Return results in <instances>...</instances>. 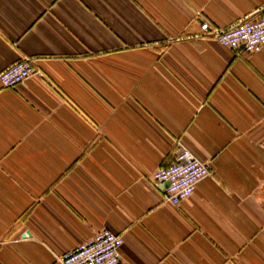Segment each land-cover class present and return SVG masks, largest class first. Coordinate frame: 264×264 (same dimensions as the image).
I'll use <instances>...</instances> for the list:
<instances>
[{"label":"crops","instance_id":"0c3cea01","mask_svg":"<svg viewBox=\"0 0 264 264\" xmlns=\"http://www.w3.org/2000/svg\"><path fill=\"white\" fill-rule=\"evenodd\" d=\"M264 0H0V264H60L107 228L118 264H264V45L194 37ZM179 144L212 166L173 206ZM29 231V235L26 234ZM23 234H26L23 236Z\"/></svg>","mask_w":264,"mask_h":264},{"label":"built area","instance_id":"2783aa9c","mask_svg":"<svg viewBox=\"0 0 264 264\" xmlns=\"http://www.w3.org/2000/svg\"><path fill=\"white\" fill-rule=\"evenodd\" d=\"M199 39H212L220 45L249 53L258 52L264 45V12L254 18L241 19L229 28L213 27L203 19ZM37 73L34 60L23 57L0 71V85L11 88ZM212 166L197 158L188 148L179 144L168 164L151 174L153 183L168 182L162 194L165 202L177 206L189 198L197 183L209 176ZM123 238L107 228L95 232L92 237L58 256L60 264H118Z\"/></svg>","mask_w":264,"mask_h":264},{"label":"water","instance_id":"95a60500","mask_svg":"<svg viewBox=\"0 0 264 264\" xmlns=\"http://www.w3.org/2000/svg\"><path fill=\"white\" fill-rule=\"evenodd\" d=\"M164 184H165V186H167L168 185V182L165 181ZM26 234L29 235L30 234L29 231H26ZM26 234H23V236H25Z\"/></svg>","mask_w":264,"mask_h":264}]
</instances>
